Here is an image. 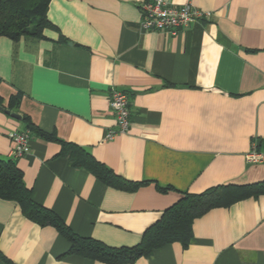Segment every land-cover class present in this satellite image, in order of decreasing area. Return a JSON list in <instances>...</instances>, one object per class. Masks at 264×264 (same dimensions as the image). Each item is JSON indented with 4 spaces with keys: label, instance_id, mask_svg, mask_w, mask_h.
Returning a JSON list of instances; mask_svg holds the SVG:
<instances>
[{
    "label": "crops",
    "instance_id": "0c3cea01",
    "mask_svg": "<svg viewBox=\"0 0 264 264\" xmlns=\"http://www.w3.org/2000/svg\"><path fill=\"white\" fill-rule=\"evenodd\" d=\"M146 0H50L43 38L0 36V97L53 137L32 135L15 160L37 204L78 236L131 248L180 193L264 183V0H165L190 3L210 19L173 36L140 30ZM111 89L129 96L130 128L116 130ZM0 108V157L10 134L26 130ZM83 148L117 176L108 186L61 155ZM188 246L170 243L128 264H264V194L247 196L194 220ZM50 226L27 220L0 200V264H105L66 254Z\"/></svg>",
    "mask_w": 264,
    "mask_h": 264
},
{
    "label": "trees",
    "instance_id": "16d2710c",
    "mask_svg": "<svg viewBox=\"0 0 264 264\" xmlns=\"http://www.w3.org/2000/svg\"><path fill=\"white\" fill-rule=\"evenodd\" d=\"M49 2L50 0H0V36L12 41L21 38H43V30L51 27L46 16ZM20 98V94L12 96L7 106H4L0 97V108L10 113L14 112ZM21 121L33 135L47 141L54 140L52 136L33 126L26 116H22ZM62 145L60 154L68 155L72 167L88 171L108 186L124 190L138 187L137 184L117 176L83 148L64 142ZM262 145L261 141L257 143L259 151ZM258 194H264V183L226 184L208 188L199 194L180 193L179 199L166 208L159 220L144 231L137 246L112 248L95 239L78 236L55 213L34 202L16 162L0 157V200L17 204L23 216L38 226L54 228L70 245L66 254L105 264L133 263L170 243L178 242L187 247L192 238V225L195 219L214 208L226 207L247 196ZM5 262L12 264L7 259Z\"/></svg>",
    "mask_w": 264,
    "mask_h": 264
},
{
    "label": "built area",
    "instance_id": "2783aa9c",
    "mask_svg": "<svg viewBox=\"0 0 264 264\" xmlns=\"http://www.w3.org/2000/svg\"><path fill=\"white\" fill-rule=\"evenodd\" d=\"M141 32H158L173 36L179 31L191 26L207 22L211 14L193 6L190 3L173 5L165 0H146L140 5ZM109 108L116 121V130L108 132L106 138L112 139L119 134H125L130 128L129 96L127 92L111 89L109 92ZM32 133L28 129L13 131L10 134L11 149L8 159L17 160L31 153ZM264 161V152L257 149V143L252 146L251 153L247 154V162L259 164Z\"/></svg>",
    "mask_w": 264,
    "mask_h": 264
},
{
    "label": "water",
    "instance_id": "95a60500",
    "mask_svg": "<svg viewBox=\"0 0 264 264\" xmlns=\"http://www.w3.org/2000/svg\"><path fill=\"white\" fill-rule=\"evenodd\" d=\"M6 113H7L8 115H10V117L13 118V119L21 120V116L18 115V114L10 113L9 111H6Z\"/></svg>",
    "mask_w": 264,
    "mask_h": 264
}]
</instances>
